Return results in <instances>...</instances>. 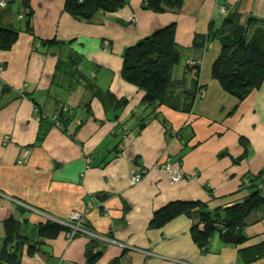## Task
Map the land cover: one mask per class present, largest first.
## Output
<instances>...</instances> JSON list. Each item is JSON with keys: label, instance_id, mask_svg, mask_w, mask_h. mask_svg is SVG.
I'll use <instances>...</instances> for the list:
<instances>
[{"label": "crops", "instance_id": "0c3cea01", "mask_svg": "<svg viewBox=\"0 0 264 264\" xmlns=\"http://www.w3.org/2000/svg\"><path fill=\"white\" fill-rule=\"evenodd\" d=\"M5 1L0 27L13 28L18 39L0 50V251L4 222L12 218L23 236L38 241V251L23 254L20 264L86 263L89 236L38 237L43 219L30 205L57 220L83 215L99 242L91 264H264V203L246 220L242 241L224 243L219 226L204 251L192 238L197 210L152 223L172 202H199L211 211L243 202L253 192L240 187L245 173L264 187V83L232 111L235 99L209 77L221 8L233 12L238 4L240 22L253 29L264 23V0H183L178 12H155L143 0H129L104 14L102 24L76 20L65 0ZM171 23L183 48L173 77L188 91L197 76L194 68L185 74V65L200 56L194 36L213 35L198 75L206 93L190 112L160 106L140 130L134 114L142 111V92L123 80L122 54ZM103 39L110 52L100 48ZM180 97L185 104L186 96ZM61 107L69 108L63 127L53 123ZM41 111L50 118L41 121ZM124 127L130 133L125 139ZM166 165L191 178L172 182ZM131 169L145 171L137 183L130 182ZM257 248L263 254L246 261Z\"/></svg>", "mask_w": 264, "mask_h": 264}, {"label": "trees", "instance_id": "16d2710c", "mask_svg": "<svg viewBox=\"0 0 264 264\" xmlns=\"http://www.w3.org/2000/svg\"><path fill=\"white\" fill-rule=\"evenodd\" d=\"M0 6L6 7L7 3ZM129 4V0H65L64 8L76 20L88 24H102V16L107 13L116 12ZM183 4V0H143V7L152 11L178 12ZM238 4L233 8V12H227L226 7L221 9L223 14L222 27L216 28L213 35L221 33L218 37V53L212 59L209 70L210 79L215 80L221 89L232 96L236 103L232 111L251 93L264 83V23L257 24L253 29H249L248 23H241V12ZM4 9V8H3ZM27 32L32 34L30 24L31 12L25 13ZM253 19L250 18V21ZM249 21V22H250ZM218 33V34H219ZM213 35L196 34L192 43V48L200 49L201 60L185 68L195 69V81L191 89H182V83L175 81L174 69L180 64L182 49L175 41V24L171 23L150 36L140 40L137 44L127 47L122 54L121 74L125 82L135 86L142 92L141 104L143 105L140 114H134V118L139 120L140 130H142L150 117V114L166 105L176 111L190 112L196 107L197 99L206 93L205 84L198 82L199 72L204 67L207 52L211 49ZM214 38V37H213ZM18 39V32L13 28L0 27V50L7 51ZM111 46V43L109 47ZM105 50L104 46H100ZM79 71L82 67L79 61ZM187 73L186 70L184 71ZM181 88V92L178 91ZM186 96V103L181 104V95ZM181 104V105H180ZM61 107L53 120L54 125L63 127L66 125L65 114L69 108ZM40 111V110H39ZM147 111V112H146ZM40 120H47L50 115L45 112H38ZM61 120V121H60ZM62 125H58V123ZM126 127L122 132H129ZM123 135V134H122ZM41 138V136H39ZM252 178V177H250ZM247 188L253 192L243 202L219 210H209L206 204L199 202H172L155 212L152 223L156 226L162 225L178 214L185 213L193 216L197 212V219L193 221L192 238L203 251L209 245V241L219 226H223L225 231L230 229L239 235L242 241L241 230L246 225V220H250L253 213L264 203V193L257 177L250 179ZM246 188V187H245ZM243 187L242 190H248ZM205 210V211H204ZM218 214V216H217ZM221 215H223L221 217ZM228 221L226 224L225 221ZM85 228L93 231L92 227L84 222ZM20 222L8 219L4 222V240L0 251V264H20L23 254L31 255L37 250L38 241H31L20 232ZM37 235L42 239H54L60 233L65 234L67 227L59 222L43 221L36 225ZM221 231V232H222ZM77 236H83L78 233ZM98 240L89 238L87 247L86 263L91 264L99 254ZM26 244L25 252L23 251ZM93 248L95 252H93ZM245 250V249H244ZM243 250V251H244ZM254 251V250H253ZM247 258H259L263 250L257 248L255 256ZM249 254V253H248Z\"/></svg>", "mask_w": 264, "mask_h": 264}, {"label": "built area", "instance_id": "2783aa9c", "mask_svg": "<svg viewBox=\"0 0 264 264\" xmlns=\"http://www.w3.org/2000/svg\"><path fill=\"white\" fill-rule=\"evenodd\" d=\"M5 4L4 1H0V6H3ZM223 10V9H222ZM76 68H79V66L77 65V63H74ZM56 117L53 116V120ZM58 125H61V123L57 122ZM122 138H124V134L122 135ZM161 167V166H156ZM163 167V166H162ZM164 170H167L170 175H171V181L172 182H178L181 181L182 179L185 178V176L187 178H191L187 175H184L183 172L181 170H173L169 168V165H166ZM144 170H136V169H131L130 170V176H131V180L132 183H136L138 181H140L143 178L144 175ZM260 189H263V193H264V187L260 186ZM36 213H40L39 210H37ZM40 214H42L41 218L44 219L43 221H52V222H59L60 224L64 225L65 227L68 228L67 232L64 234V236L67 239H72L74 236H76L78 233H84L86 234V236H89V238H93L96 239L97 238V234L94 233L93 231L85 228L84 226V222L85 219L83 217V215H81L80 213H75L73 215H71L69 217V219L67 220H57V219H52V217L48 216L46 213L41 212ZM97 240V239H96ZM68 264H78V263H68Z\"/></svg>", "mask_w": 264, "mask_h": 264}, {"label": "rangeland", "instance_id": "374dc122", "mask_svg": "<svg viewBox=\"0 0 264 264\" xmlns=\"http://www.w3.org/2000/svg\"><path fill=\"white\" fill-rule=\"evenodd\" d=\"M223 8V7H222ZM221 8V9H222ZM132 20H134V18H132ZM104 46L105 48V50L104 51H106V52H110L111 50L109 49L110 47H109V45H110V41L108 40V39H103L102 41H101V43H100V46ZM182 59V58H181ZM182 60H180V62H181ZM200 61H202L201 60V55L199 56V58H197V59H189V60H187V63L189 64V66H192L194 63H198V62H200ZM75 63V61L73 62V64ZM77 64H78V62H77ZM177 67H179V64L177 65ZM175 72H176V67H175V69H174V74H175ZM37 111H39L38 110V108H37ZM122 134H124V138L123 139H125L130 133L129 132H125V133H123L122 132ZM121 134V135H122ZM238 159L237 160H234V163L236 164V163H238ZM171 177V176H170ZM250 177H252V178H250ZM253 177L254 176H252V175H250V174H244L243 176H242V178L240 179V187L241 188H247V184L248 183H250V184H252V182H251V180L249 181V178L250 179H253ZM129 179L131 180V176H130V173H129ZM131 183H132V181H130ZM137 183V182H136ZM27 208L28 209H31L32 211H34L35 213L37 212V209H35V208H33V207H30V205H27ZM40 211V213L41 212H43V211H41V210H39ZM40 213H37V214H39L40 216H42V214H40ZM43 213H45V212H43ZM82 235L83 236H86V234H84V233H82ZM77 236V235H76ZM75 237V236H74ZM66 238V237H65ZM67 239V238H66Z\"/></svg>", "mask_w": 264, "mask_h": 264}, {"label": "water", "instance_id": "95a60500", "mask_svg": "<svg viewBox=\"0 0 264 264\" xmlns=\"http://www.w3.org/2000/svg\"><path fill=\"white\" fill-rule=\"evenodd\" d=\"M218 216V214H217ZM226 224H228V221H225ZM221 240L224 243H238L239 241V235L233 233L230 229H226L225 231L220 232Z\"/></svg>", "mask_w": 264, "mask_h": 264}, {"label": "flooded vegetation", "instance_id": "af4514ba", "mask_svg": "<svg viewBox=\"0 0 264 264\" xmlns=\"http://www.w3.org/2000/svg\"><path fill=\"white\" fill-rule=\"evenodd\" d=\"M44 220V219H43Z\"/></svg>", "mask_w": 264, "mask_h": 264}]
</instances>
